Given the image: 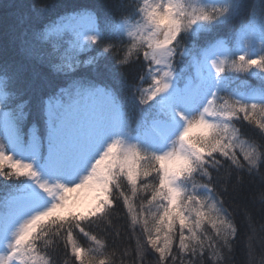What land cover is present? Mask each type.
<instances>
[{
    "label": "snow or ice",
    "instance_id": "snow-or-ice-1",
    "mask_svg": "<svg viewBox=\"0 0 264 264\" xmlns=\"http://www.w3.org/2000/svg\"><path fill=\"white\" fill-rule=\"evenodd\" d=\"M107 7L102 28L96 8L32 4L0 48V264H233L241 239L264 264V222L234 204L247 178L264 206V87L239 78L264 81V0Z\"/></svg>",
    "mask_w": 264,
    "mask_h": 264
},
{
    "label": "trees",
    "instance_id": "trees-1",
    "mask_svg": "<svg viewBox=\"0 0 264 264\" xmlns=\"http://www.w3.org/2000/svg\"><path fill=\"white\" fill-rule=\"evenodd\" d=\"M112 2V0H0V48L6 49L7 58H11L16 53V44H18L17 37L21 35V33L29 27V25H35V21L29 19L30 13L28 11L29 7L32 4H44V3H55L59 6L58 11L61 14L71 13L73 10H79L82 7L90 6L99 10V23L103 28L107 23L111 10L107 7ZM56 18V12H53L49 17V20H54ZM243 18H239L234 21L231 26H224L214 29L211 33L201 34L200 43H204L205 41L212 40L217 37H230L232 31L235 27H238L242 23ZM5 57L0 56V62L3 61ZM84 57H82L83 59ZM110 64L114 63V61L109 58ZM117 71L119 69L117 68ZM129 73L132 76H135L140 72V65H133L129 70ZM81 74L86 78L92 77V72L90 69H82ZM239 78L241 80L246 81L247 85L253 88L264 87V81H262L257 76H252L251 74H239ZM123 95H126L123 94ZM31 121H35L39 126V119L33 114L31 117ZM242 132L245 137H252L255 139H259V132L255 130L252 126L248 125L245 121L241 126ZM11 183V182H9ZM247 187L244 192L237 197V200L234 204H238L242 207H247L253 217L257 222H264V206L259 203V181H254L251 183H247ZM10 189L5 187V182L0 180V201L5 199L9 194ZM123 211L120 218L116 221L117 224H124V216ZM229 211H232V208H229ZM238 221H244V213L242 211H237L235 213ZM241 237H243L245 232V226L242 224L240 228ZM85 245L87 244L86 239H82L81 241ZM132 245L135 244V241H130ZM244 242L241 239L240 244L237 246L235 256L233 257V264H242L244 260ZM58 261L63 260L62 252H58L57 254ZM146 264H155V259L152 254H149L146 257Z\"/></svg>",
    "mask_w": 264,
    "mask_h": 264
},
{
    "label": "rangeland",
    "instance_id": "rangeland-1",
    "mask_svg": "<svg viewBox=\"0 0 264 264\" xmlns=\"http://www.w3.org/2000/svg\"><path fill=\"white\" fill-rule=\"evenodd\" d=\"M0 141H2V138H0Z\"/></svg>",
    "mask_w": 264,
    "mask_h": 264
}]
</instances>
